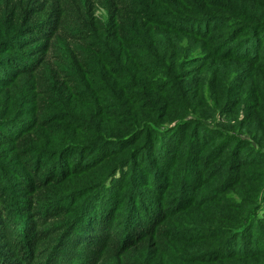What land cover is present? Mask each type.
<instances>
[{
  "label": "trees",
  "instance_id": "obj_1",
  "mask_svg": "<svg viewBox=\"0 0 264 264\" xmlns=\"http://www.w3.org/2000/svg\"><path fill=\"white\" fill-rule=\"evenodd\" d=\"M0 264H264V0H0Z\"/></svg>",
  "mask_w": 264,
  "mask_h": 264
}]
</instances>
